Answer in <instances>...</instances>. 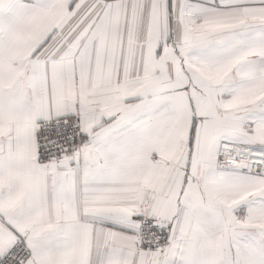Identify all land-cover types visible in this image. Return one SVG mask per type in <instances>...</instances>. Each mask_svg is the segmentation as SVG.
<instances>
[{
    "label": "snow or ice",
    "instance_id": "1",
    "mask_svg": "<svg viewBox=\"0 0 264 264\" xmlns=\"http://www.w3.org/2000/svg\"><path fill=\"white\" fill-rule=\"evenodd\" d=\"M0 264H264V0H0Z\"/></svg>",
    "mask_w": 264,
    "mask_h": 264
}]
</instances>
